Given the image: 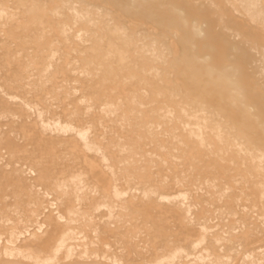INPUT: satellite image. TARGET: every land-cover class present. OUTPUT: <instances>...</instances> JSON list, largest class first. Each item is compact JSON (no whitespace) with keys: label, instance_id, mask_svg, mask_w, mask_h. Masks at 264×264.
Wrapping results in <instances>:
<instances>
[{"label":"rangeland","instance_id":"374dc122","mask_svg":"<svg viewBox=\"0 0 264 264\" xmlns=\"http://www.w3.org/2000/svg\"><path fill=\"white\" fill-rule=\"evenodd\" d=\"M241 38L240 0H0V264H264Z\"/></svg>","mask_w":264,"mask_h":264},{"label":"bare ground","instance_id":"6f19581e","mask_svg":"<svg viewBox=\"0 0 264 264\" xmlns=\"http://www.w3.org/2000/svg\"><path fill=\"white\" fill-rule=\"evenodd\" d=\"M240 2H241V6L243 7L246 14L251 19H253V21L261 23L262 26L264 27V0H240ZM91 4H93V3H91ZM63 7H64V5H63ZM98 7H100V6H98ZM200 26L205 33L215 30V26L213 24V21L211 20V18L209 16H201L200 17ZM228 58H231L233 60V62L236 64V68L240 73V77L248 78V75L245 74V72L250 71L254 68L258 69L261 77L264 75V50H263V48L259 47V45L254 41H249L248 39L246 40L244 38H241L239 42L232 44L231 52L228 54ZM243 72H244V74H242ZM245 84H246V82H243V87L245 89L247 101L249 102V108L251 111H258L259 107L256 104L255 96L250 92L249 88ZM170 120H172L171 117L168 118V121H170ZM198 132L201 134V136L203 135V129L202 128H198ZM182 134H184V132ZM82 135H83L82 137L85 139V141L88 144H92V137H91V131L90 130L83 131ZM215 136L217 137L220 144L223 146H228V145L233 146V144H236V140L234 139L232 134L229 133L227 130H224L221 127L217 128V130H215ZM201 141L202 142L204 141L203 138L201 139ZM90 147L92 148V146H90ZM210 147L211 146H209L208 148H210ZM93 152H94V150H93ZM229 153H231V152H229ZM173 163H175V162H173ZM110 185L111 184H109V188L107 189V191H110ZM81 189L82 188L78 187V191H80ZM146 218H148V217H146ZM70 239H71V237H70ZM129 239L131 240V238H129ZM247 249H248V247H247ZM117 256H119V255H117ZM121 261L122 260L120 259V257L119 258L113 257L110 259L109 262H110V264H121Z\"/></svg>","mask_w":264,"mask_h":264}]
</instances>
